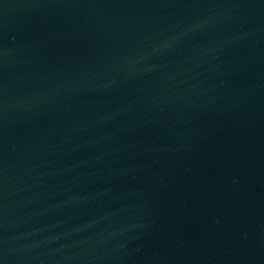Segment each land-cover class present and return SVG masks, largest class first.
I'll list each match as a JSON object with an SVG mask.
<instances>
[{"label": "water", "instance_id": "1", "mask_svg": "<svg viewBox=\"0 0 264 264\" xmlns=\"http://www.w3.org/2000/svg\"><path fill=\"white\" fill-rule=\"evenodd\" d=\"M0 264H264V0H0Z\"/></svg>", "mask_w": 264, "mask_h": 264}]
</instances>
